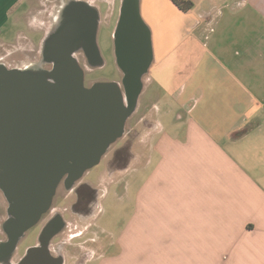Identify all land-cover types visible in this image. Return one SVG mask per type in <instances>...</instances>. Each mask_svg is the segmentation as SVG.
Returning <instances> with one entry per match:
<instances>
[{"label": "crops", "instance_id": "0c3cea01", "mask_svg": "<svg viewBox=\"0 0 264 264\" xmlns=\"http://www.w3.org/2000/svg\"><path fill=\"white\" fill-rule=\"evenodd\" d=\"M116 1L0 0V49L40 57L55 11L93 9L99 28L100 6L107 17ZM165 1L183 18L176 40L146 24L139 1L150 68L173 71L164 88L149 89V72L142 80L133 114L142 111L147 135L116 171L130 218L103 264H264V0H188L187 13Z\"/></svg>", "mask_w": 264, "mask_h": 264}, {"label": "water", "instance_id": "95a60500", "mask_svg": "<svg viewBox=\"0 0 264 264\" xmlns=\"http://www.w3.org/2000/svg\"><path fill=\"white\" fill-rule=\"evenodd\" d=\"M139 1L121 0L119 7L114 53L120 83L84 86L83 69L74 56L84 49L77 43L82 39L79 5L69 11L77 26L69 34L73 43L64 42L67 29L59 32L51 69H0V190L9 216L3 229L10 237L5 259L50 209L60 182L64 179L70 188L123 136L152 63L150 32ZM85 12L92 16L88 43L99 54L98 14Z\"/></svg>", "mask_w": 264, "mask_h": 264}, {"label": "rangeland", "instance_id": "374dc122", "mask_svg": "<svg viewBox=\"0 0 264 264\" xmlns=\"http://www.w3.org/2000/svg\"><path fill=\"white\" fill-rule=\"evenodd\" d=\"M148 2L149 0H143V20L147 25L148 23H153L159 28L166 29L169 33L168 39L176 40L175 38H178L179 25L183 18L181 19L178 13L171 14L165 0H150L149 5L147 4ZM100 8L103 20L98 28L96 44L101 55L100 58L103 60V65L85 74L84 85L87 88L94 83H120L122 79L121 71L116 65L114 53V33L119 17V1H116L114 6L111 7L107 17L106 6L101 5ZM175 12L178 11L176 10ZM19 29L23 30V27L20 26ZM11 32L12 30L8 31L10 35ZM78 57L83 69L88 71L89 68L85 66L82 57ZM39 59L40 57L35 53L31 55L29 50L19 52L17 49L11 48L5 54L0 49V64L6 70L13 68L23 69L37 63ZM41 65L36 64L38 67H41ZM172 66L173 63L153 65L148 73V78L153 79L155 84L153 87H149V89H153L159 85L161 88H164L170 81L169 77L173 71ZM148 78L145 76L143 81L147 83ZM141 112L134 113L127 120L123 136L110 146L99 164L85 172L73 187L74 189L78 184L88 183L90 186L100 189L97 205H95L96 207L91 216L85 218L74 213L72 205L76 201V197L73 189L69 190L71 187L65 189L62 183H60L53 197L50 211L48 214H44L40 222L29 229L22 237L17 246V253L12 258V262L17 261L20 257H24L29 249L36 246L42 231L41 226L55 214L60 215L63 221V228L55 238V242L51 243V247L55 246V253L56 248L60 247L63 264H77L78 260L83 262V264H103L107 260L106 258H116L120 252L118 237L125 223L130 218V209L121 210L116 197L117 189L120 187L122 179L125 180L127 176L110 170L108 166L117 150H120L124 146L126 147L131 142L133 144L138 135H147V123L146 121L142 123L143 114ZM152 118H157L155 112H153ZM135 150H138V147ZM122 161L121 159L118 163L121 164ZM6 207V200L0 191V237L2 235L1 224L6 217ZM109 263H115V261Z\"/></svg>", "mask_w": 264, "mask_h": 264}, {"label": "flooded vegetation", "instance_id": "af4514ba", "mask_svg": "<svg viewBox=\"0 0 264 264\" xmlns=\"http://www.w3.org/2000/svg\"><path fill=\"white\" fill-rule=\"evenodd\" d=\"M69 11L70 9L66 10L64 8L62 9V7L57 11H55V14L53 16V20L55 21L53 25V29L50 32L48 42L45 45L44 50L42 51L39 61L37 62L38 64H42L41 67L45 69L49 70L52 68V61L53 59H55V45L57 44V39L55 38H58L57 35H59L60 31L62 30L65 31V29H67V35H66L67 40H65L64 42L66 44L73 43V40L69 37V34L76 31L77 26L72 21L74 19V17H72L74 14ZM81 13L83 16L81 17V15H79V20L82 21L81 30L79 33L80 35H82V39L81 41L77 40V43L80 42L81 44H83L84 49L83 48L78 49L75 52L74 56L77 59V62L82 69L83 67L78 56L82 57L85 66L89 68L88 71H85V69H83V73L85 76V74H87L88 72H91L95 68L102 66L103 60L100 58L101 56L100 52L99 54H97V52L95 53L88 43L87 27H90L91 25L92 16L87 14L84 10L81 11ZM97 33H98V26H97ZM37 63L31 64L23 69L13 68L11 70L37 72V70L41 68L36 66ZM1 68H3L2 64H0V69ZM79 180H77L71 186L70 189L67 188V186L65 185L64 179L60 183H62L65 189L71 190ZM73 193L76 197V201L72 205V209L74 213L77 214L78 216L85 218L91 216L94 208L96 207L95 205H97V200L100 195V189L94 188L90 186L88 183H82L75 186V188L73 189ZM7 210H8V204L5 210L6 217L1 224L2 235L0 237V264H55V260L58 258L62 259V264H63V258L60 253L61 252L60 247L56 248V253H55V246L53 248L51 247V243L55 242V238L57 237L58 234H60L63 228V221L59 214H55L41 226L42 231L40 234L39 241L37 242L36 246H34L35 248L34 251L30 252L29 254H26L24 257L19 256L20 258L17 261L12 262V258L17 253V246L20 240L22 239V237L27 233L26 232L22 237H20L16 241L14 249L11 251L10 255L8 256V259H5L6 258L5 255L10 252L9 251L10 237L8 233H6L3 229L4 225L9 221ZM49 211L50 209L45 213V215L48 214ZM77 264H83V262H80V260H78Z\"/></svg>", "mask_w": 264, "mask_h": 264}, {"label": "trees", "instance_id": "16d2710c", "mask_svg": "<svg viewBox=\"0 0 264 264\" xmlns=\"http://www.w3.org/2000/svg\"><path fill=\"white\" fill-rule=\"evenodd\" d=\"M173 5L181 12L187 13L192 8V3L188 0H171ZM130 145V146H129ZM132 142L126 147L124 146L120 150H117L109 162L108 168L110 170L118 171L127 167L132 156ZM123 160L121 164L118 163L119 160ZM118 163V164H117Z\"/></svg>", "mask_w": 264, "mask_h": 264}]
</instances>
